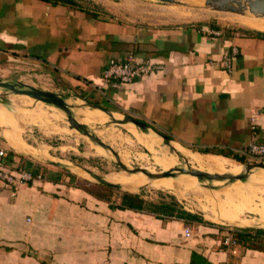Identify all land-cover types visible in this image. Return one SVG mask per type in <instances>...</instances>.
Returning a JSON list of instances; mask_svg holds the SVG:
<instances>
[{
    "label": "crops",
    "instance_id": "crops-1",
    "mask_svg": "<svg viewBox=\"0 0 264 264\" xmlns=\"http://www.w3.org/2000/svg\"><path fill=\"white\" fill-rule=\"evenodd\" d=\"M71 1L0 0V79L35 86L45 78L199 153L245 159L249 143L264 145V31ZM128 57L162 69L100 87L108 61ZM31 169L43 179L13 196L0 188V264H264V237L230 254L216 226L171 201L148 200L169 206L164 214L121 209L115 194L105 200L64 174Z\"/></svg>",
    "mask_w": 264,
    "mask_h": 264
},
{
    "label": "rangeland",
    "instance_id": "rangeland-1",
    "mask_svg": "<svg viewBox=\"0 0 264 264\" xmlns=\"http://www.w3.org/2000/svg\"><path fill=\"white\" fill-rule=\"evenodd\" d=\"M104 1H111L113 3L115 2L117 4L115 6L123 8L130 14H132L133 10L135 11L133 14H138L139 17L151 16V18H155V20L168 19L174 23L198 25L202 23L218 22L229 27L248 28L237 22L236 14L218 12L211 10L210 8H206L204 6L205 0H197L194 2H192L193 0H175L174 2H163L161 0ZM249 17L252 16L249 15ZM30 86L63 95L65 101L72 105L71 111L73 112L74 118L76 120H81L83 122L90 121V119L85 115L73 111V101L77 100V98L73 96H78L80 98L82 97L85 99V101L107 108L114 113H122L114 106H108L104 102L94 101L87 96H83L71 91L61 92L60 90H57L58 88L56 85L52 84V82H48L45 78H42V82L36 83L35 86ZM4 94V91L0 89V95L6 96L9 99L15 98L17 102L14 101V104H12L14 112L6 111L0 104V128L3 127V129L9 133L16 131L14 133L18 135L22 142L43 152L46 155L45 160H55L67 163L69 164V169H62L54 165L43 163L34 159H29L24 155L13 151L0 134V146L8 150L9 159L7 158V160L9 165L13 163L11 157L15 156L17 159L19 158L17 166L25 169L27 168V162H30L29 165L31 167L29 168H34L37 166L44 173L47 170L49 173L54 172V174H64L69 179V182L77 185H80V181L82 180L90 184H94V182H92L90 178L86 177V175H79L76 171V168H79L80 170L88 169L100 177L119 179L123 181L126 179L130 180L131 174H127V172L123 171L117 164L113 163L112 160L115 161V158L112 155L110 156V159L102 155L100 153L102 152L100 147H97L86 136L70 126V124L66 121L65 115L62 111L56 110L52 106L43 104L41 102L31 103V101H25L24 96ZM27 122H37L39 123L38 126L40 127L33 126ZM90 128L103 143L108 144L112 150L118 154L119 161L123 165L133 168H142V166L149 165L155 170L154 172L160 171V169L146 156L145 150L140 144H138L134 135L127 131L126 128L112 124L101 127V124L98 122L92 124ZM144 146L149 151L151 156L159 157L163 155H170L172 157L173 155L176 157L175 159L179 161V165L181 164L182 167L184 166V160L180 155L176 156L173 153L167 154V149L162 147V142L160 139H158V142L153 145ZM188 149L193 150L191 148ZM194 151L196 152L190 153L192 155L200 154L197 153V150ZM200 155H209L220 161L228 160L231 161L232 165L234 164L235 166H239L238 164L244 165L261 163L253 159H244L243 162H237L220 155ZM120 157L126 158V161L121 160ZM186 160L192 169H198L201 171L223 170L222 167H218L217 165H197L192 163L190 159ZM70 176H73V178ZM222 184H225L224 181L217 182V184H214L217 185L216 189L211 190L204 185L200 186L198 182L184 180L183 182L177 183V189L180 190L181 193L180 198L176 197L173 191H170V189L163 186H147L132 192L139 194L141 197L146 196L145 199L147 201L165 199L177 204L181 208L186 209L187 212H195L200 214L202 215L201 219L204 222L216 226L220 232L224 228H231L237 233H241L242 231L244 232V230L235 226L226 227L225 225L210 220L208 217L211 218L220 211H231L242 206L254 205V210L250 212H244L240 221L246 223L247 226L264 227V203H262V200H264V177H248L246 182L242 183L236 181L220 189ZM107 192L110 194H120L129 191L124 189L110 188ZM258 219H263V221H259ZM255 221H259V223L256 224L254 223Z\"/></svg>",
    "mask_w": 264,
    "mask_h": 264
},
{
    "label": "water",
    "instance_id": "water-1",
    "mask_svg": "<svg viewBox=\"0 0 264 264\" xmlns=\"http://www.w3.org/2000/svg\"><path fill=\"white\" fill-rule=\"evenodd\" d=\"M161 1H167V2H174L175 0H161ZM204 6L206 8H210L211 10L218 11V12H226V13H232L236 15H241V16H249L251 15L254 18H264V0H205L204 1ZM0 89L4 91V95H14V96H26L27 98H30L34 101V103L41 102L43 104L52 106L56 110H60L64 113L66 121L75 128L78 132L86 136L92 143H94L97 147H100V149L106 154V157L110 159V157L107 155L109 153L115 158V161L112 160L113 163L117 164L123 171L127 172V174H140L144 176L145 178L148 179V181H152L154 179H174L179 175H188L190 177H193L196 179V181L199 183V185H204L205 187L210 188L211 190L216 189L217 182L224 181L225 184H222L220 189L222 187H225L229 185L230 183L233 182H246L247 178L250 174V171H255L262 169L264 170V163H254V164H244L241 165L242 171L238 174H229V173H221V174H211L205 171H201L198 169H192L190 165L187 163V160L182 156V154L174 149L172 146L173 142H176L180 146L187 148L185 145L181 144L177 140H174L173 138L163 134L159 130L155 129L153 126L150 124L143 122L141 120H138L134 118L133 116L126 114V113H114L110 111L107 108H104L102 106L96 105L89 103L85 101L84 98H80L78 96H73L75 98H79V100L82 103V107H86L89 109H96L98 111H101L106 117L107 121L101 124V127H104L105 125H118L124 127V125L130 124L138 133H141L143 135H155L160 138V141L162 142V147H165L168 152L175 154L176 156H181L184 160V166L178 165L175 168L166 170V171H158V172H149L143 168H133L130 166H125L123 165L118 158V154L112 150V148L108 145L103 143L95 134L94 131L90 128L89 125H86L84 123L78 122L74 118V114L71 111L72 110V105H70L67 101H65V98L61 94H57L55 92H49V91H44L41 89L34 88L30 85L23 84L21 82L17 81H7L0 79ZM0 104L2 107L8 111V112H14L13 105L11 103V99L7 98L6 96L0 95ZM75 108V106H74ZM114 114H117L119 117L116 118ZM1 136L2 132H0ZM3 139H5L3 137ZM6 141V140H5ZM161 146V143H160ZM144 149V148H143ZM15 151L14 149H12ZM146 152V155L150 157L151 155L149 152H147L146 149H144ZM190 150V149H189ZM191 152H196L194 150H190ZM17 152V151H15ZM19 153V152H17ZM197 153H199L197 151ZM22 154V153H19ZM203 154V153H200ZM25 157L29 159H34L43 163H47L50 165L57 166L62 169H69V164L59 162V161H53V160H45L46 158H35L30 155L22 154ZM45 160V161H43ZM234 161V160H232ZM87 175L88 178L94 182V184H98L103 187L107 188H116V189H123L120 185L114 184L111 182L106 181L103 177L98 176L94 172L84 169L83 170ZM87 179V178H86ZM90 181V180H89ZM212 183V184H211ZM150 186L149 184H144L139 188L142 187H147ZM219 189V188H218ZM125 190V189H124ZM128 191V190H127ZM125 193H131V194H136L133 193L132 191L125 192ZM186 211V209H184ZM187 212V211H186ZM191 214H194L200 218H202V215L197 214L195 212H188ZM220 224V223H219ZM225 225L226 227L228 226H235V225H230V224H222ZM235 227H240L242 230H263L264 227L258 226V227H253V226H235ZM238 229V228H237Z\"/></svg>",
    "mask_w": 264,
    "mask_h": 264
},
{
    "label": "bare ground",
    "instance_id": "bare-ground-1",
    "mask_svg": "<svg viewBox=\"0 0 264 264\" xmlns=\"http://www.w3.org/2000/svg\"><path fill=\"white\" fill-rule=\"evenodd\" d=\"M194 1H197V0H193L192 2H194ZM236 16H237L236 17L237 22H239L241 25L246 26V27L251 28V29H254V30L264 31V18H254V17L241 16V15H236ZM24 97H25V101L28 100V101H31V103L34 102L32 99L27 98L26 96H24ZM14 101L17 102L15 98L14 99L12 98L11 103L14 104ZM73 105L75 106L73 111H76L77 113H81L90 119V121H88V122H83L81 120H77L78 122H81V123H84L86 125L91 126L92 124L97 123V122L100 124H103L104 122H106L108 120L107 117L101 111H98L96 109H89L86 107H82V103L79 99L73 101ZM114 116L116 118L119 117L117 114H114ZM27 123H30L33 126L40 127V126H38L39 123H37V122H27ZM124 128H126L127 131L131 132L134 135L138 144H140L141 147L144 149H146L144 145H153V144L158 142V139H160L159 137L152 135V134L143 135L141 133H138L130 124L124 125ZM0 131L2 132L3 137L5 138L7 144L9 145V147L11 149H14L15 151H17L19 153L30 155L32 157L39 158V159L46 157V155L43 152L39 151L37 148H34V147L29 146V145L25 144L24 142H22L21 139L18 137V135L16 133H14L16 131H13V133H9V132L5 131L3 129V127L0 128ZM172 146L174 147V149L176 151L180 152L184 158L186 157L185 159H190L192 161V163H194V164H197V165H217L218 167L223 168V170H220V171H205V172H208L211 174H215V173L216 174H221V173L238 174V173H240V171H242V167L239 164H238L239 166H235L234 164L232 165L231 161H228V160L220 161V160H218L214 157H211L209 155H200V154L192 155L190 153L191 151L189 149L180 146L176 142H173ZM97 152H99V151H97ZM147 152H149V151L147 150ZM100 153L102 155L106 156V154L103 151ZM167 154H172V153L167 151ZM107 155L109 157L111 156L109 153H107ZM146 156L148 157V155H146ZM208 157H210V158H208ZM148 158L162 171H166L167 169L175 168L176 166L179 165V161H177L175 159L176 157L173 155H172V157L170 155L169 156L163 155V156H159V157L150 156ZM205 158H208V159H205ZM120 159L126 161L125 160L126 158H124V157H120ZM126 165H128V164H126ZM142 168L149 171V172H152V173H154V171H155L149 165L142 166ZM76 171L79 175H84V176L86 175V177H88V175L83 170L76 168ZM248 177H264V170L259 169V170H255V171H250V174ZM103 178L108 182L120 185L123 189L128 190V191H136L138 187H140L144 184H149L150 186H154V187L163 186L165 188L170 189V191H173L175 196L179 197V198L181 197V193H180V190L177 189V183L183 182L184 180L197 182L195 178L190 177L188 175H179L174 179H154L152 181H148L147 178H145L144 176L137 174V173L131 174L132 179L131 178H130V180L126 179L125 181L119 180V179H110L107 177H103ZM262 203H264V200H262ZM253 210H254V205L253 206L247 205V206L235 208L234 210H231V211H220V212L216 213L215 215H213L211 218L210 217H208V218L210 220H212L216 223H220V224H230V225H235V226H247L246 223L240 221L241 217H242L244 212H248V211L250 212ZM258 220L263 221V219H258ZM259 221H257V222L255 221L254 223L258 224Z\"/></svg>",
    "mask_w": 264,
    "mask_h": 264
},
{
    "label": "built area",
    "instance_id": "built-area-1",
    "mask_svg": "<svg viewBox=\"0 0 264 264\" xmlns=\"http://www.w3.org/2000/svg\"><path fill=\"white\" fill-rule=\"evenodd\" d=\"M217 35L215 31H211ZM230 56L224 55L221 64L226 69L230 68ZM162 66L150 61L137 62L134 58L128 57L125 61H117L111 59L108 61L101 77L102 88L118 89L122 85L132 82L137 77H144L152 74L157 70H161ZM254 119H251L253 122ZM240 154L245 159H253L257 162L264 163V145L257 143H249ZM8 150L0 146V188L7 189L14 195V190L20 186L28 185L34 181L43 179L41 174H33L32 172L20 167H10L7 163ZM238 233L231 228H224L220 232V245L230 254L238 253L239 241L236 237Z\"/></svg>",
    "mask_w": 264,
    "mask_h": 264
},
{
    "label": "trees",
    "instance_id": "trees-1",
    "mask_svg": "<svg viewBox=\"0 0 264 264\" xmlns=\"http://www.w3.org/2000/svg\"><path fill=\"white\" fill-rule=\"evenodd\" d=\"M64 3H71V0H58ZM213 153V152H211ZM223 156L232 159L234 161L237 162H243L244 158H242L241 156H236L233 154H222ZM30 162H27V168H25L26 170L35 173L36 170H33L29 167H31L29 165ZM71 178H73V176H70ZM80 187H82L83 189H85L86 191H88L89 193L103 198L105 200H109L114 194H110L108 191V189L110 188H106L100 185H96V184H90L86 181H80ZM115 197L119 198V202H118V208L121 209H133V210H137V211H148L151 213H156V214H164V213H169V209L166 204L163 203H152L149 201H145L143 198H141V196L139 194H131V193H120V194H115ZM237 239L239 242H250L253 243L256 240H258L260 237H264V229L263 230H244V232L242 231L241 233H238L236 235Z\"/></svg>",
    "mask_w": 264,
    "mask_h": 264
}]
</instances>
